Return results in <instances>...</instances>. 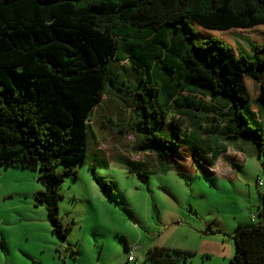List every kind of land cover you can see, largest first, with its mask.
Returning <instances> with one entry per match:
<instances>
[{"label":"trees","instance_id":"trees-1","mask_svg":"<svg viewBox=\"0 0 264 264\" xmlns=\"http://www.w3.org/2000/svg\"><path fill=\"white\" fill-rule=\"evenodd\" d=\"M259 24L264 0H0V166L40 172L43 188L36 197L52 231L64 236L68 226L58 214L57 186L76 172L73 165L84 162L92 108L114 89L147 114L144 90L121 89L109 69L113 59L130 60L139 73L135 81L150 90L157 107L151 120L131 125L134 150L169 162L179 142L154 123L176 135L188 129L190 137L180 140L202 150L197 130L211 112L221 138L250 140L259 155L261 130L246 117L255 121L257 114L231 74L242 69L258 82L253 101L264 109V41L248 39L247 57L216 35L203 37L208 31L197 26L224 31ZM121 42L128 51L123 57L117 55ZM211 136L215 147L209 151L216 158L224 145L218 147ZM58 163L68 167L57 170ZM98 183L105 194L111 192L107 182ZM251 214L249 223L231 231L234 264H264V209ZM188 254L153 246L145 264H178Z\"/></svg>","mask_w":264,"mask_h":264},{"label":"rangeland","instance_id":"rangeland-1","mask_svg":"<svg viewBox=\"0 0 264 264\" xmlns=\"http://www.w3.org/2000/svg\"><path fill=\"white\" fill-rule=\"evenodd\" d=\"M197 26L208 31L203 37L216 35L247 57L252 56L248 39L264 41V24L224 31ZM127 52L121 42L117 55ZM130 63L113 59L109 69L121 89L144 90L147 114L114 89L106 90L92 108L84 162L73 165L76 172L69 171L57 186L58 214L68 226L64 236L52 231L44 203L36 197L43 188L40 172L0 166V264H134L127 261V250L145 264V253L153 246L190 251L178 264H234L231 231L249 223L250 214L264 203V109L253 101L258 82L242 69L231 74L257 114L255 121L246 117L261 130L259 155L250 140L221 138L220 126L208 112L197 130L204 139L202 150L180 140L190 137L188 129L176 135L166 124L154 123L179 142L165 163L152 151L132 148L137 134L131 125L155 116L157 107L150 90L135 81L139 73ZM203 99L212 102L209 96ZM211 135L218 147L224 145L216 158L209 151L215 147ZM67 167L58 163L55 169ZM98 180L109 184V194Z\"/></svg>","mask_w":264,"mask_h":264},{"label":"built area","instance_id":"built-area-1","mask_svg":"<svg viewBox=\"0 0 264 264\" xmlns=\"http://www.w3.org/2000/svg\"><path fill=\"white\" fill-rule=\"evenodd\" d=\"M259 183H260V181H258V184ZM253 218H254V215L251 214L250 215V219H253ZM127 261H133L134 264H140V263L136 262V257H135V255H134L132 250H128L127 251Z\"/></svg>","mask_w":264,"mask_h":264},{"label":"crops","instance_id":"crops-1","mask_svg":"<svg viewBox=\"0 0 264 264\" xmlns=\"http://www.w3.org/2000/svg\"><path fill=\"white\" fill-rule=\"evenodd\" d=\"M262 208L264 209V203H263V206H262ZM261 208H259L258 210H260Z\"/></svg>","mask_w":264,"mask_h":264}]
</instances>
